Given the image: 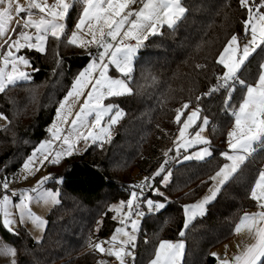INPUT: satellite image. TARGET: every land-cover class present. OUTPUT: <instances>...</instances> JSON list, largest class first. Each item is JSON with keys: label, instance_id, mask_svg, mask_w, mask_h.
<instances>
[{"label": "trees", "instance_id": "trees-1", "mask_svg": "<svg viewBox=\"0 0 264 264\" xmlns=\"http://www.w3.org/2000/svg\"><path fill=\"white\" fill-rule=\"evenodd\" d=\"M189 8L185 17L162 35L149 36L134 65L131 87L134 94L111 98L126 113L115 127L111 142L90 144L83 153L50 164L49 185L59 189V203L48 215L44 237L36 241L24 228L9 232L0 224V236L17 249V264H98L100 253L88 247V240L108 237L118 226L109 207L127 200L131 186L141 176H151L174 148L179 125L174 123L176 108L195 98L216 83L223 67L216 63L219 53L233 34L244 39L242 21L246 9L239 0H183ZM78 8L70 13L68 28L74 27ZM46 54L22 49L31 61L32 79L10 86L0 93V111L8 116L7 127L0 129V178L13 176L34 148L48 136L59 103L72 87L78 73L89 63L86 49L60 44L50 39ZM56 51L60 63H57ZM241 78L254 76L258 50ZM198 65L205 67H197ZM224 93L199 102L201 115L208 116L212 141L211 158L186 160L169 165L172 176L167 185L155 179L164 197L151 196L166 207L144 215L136 242L134 264H147L160 240L183 239L182 264H217L213 249L235 235L240 217L255 208L248 189L255 171L263 168L264 151L246 162L243 170L225 184L207 205L205 215L194 219L184 237L183 206L198 199L209 187L208 177L226 160L220 152L227 149L226 132L232 124L223 110ZM240 90L234 93L238 102ZM184 117H182L183 119ZM171 151L170 153H173ZM62 179V183L57 180ZM105 213H107L105 215ZM98 222L99 225H98ZM99 227L98 231H95Z\"/></svg>", "mask_w": 264, "mask_h": 264}, {"label": "snow or ice", "instance_id": "snow-or-ice-1", "mask_svg": "<svg viewBox=\"0 0 264 264\" xmlns=\"http://www.w3.org/2000/svg\"><path fill=\"white\" fill-rule=\"evenodd\" d=\"M134 5L139 7L133 8ZM239 5L247 12L242 21L244 42L241 44L240 37L233 34L218 55L216 63L224 71L214 77L216 83L195 98V107H190L193 101L189 100L174 110V123L180 126L174 141L176 155H180L181 149H198L184 155L183 160L203 161L213 156L212 141L202 134L210 125L208 116L201 115L203 109L199 102L202 99L223 92V110L232 119V126L226 132L227 149L220 152L227 162L208 177L212 183L209 195L183 206L185 221L184 230L179 232L180 237L185 236V230L197 216L205 215V205L214 200L225 184L243 170L246 162L264 151V57L257 61L254 76L241 78L251 59L255 58L254 54H258V50L264 51V0H239ZM77 8L79 14L76 22L69 29L70 13ZM187 12L189 8L184 6L183 0H25L23 4L20 0H0V40L3 41L0 49L7 45L6 50L0 52V93H5L10 86L19 82L32 79V74L24 70L31 67V61L24 54L18 55L22 49L46 54L50 39L56 41L58 46L62 43L82 49H96L95 55L88 53L90 62L78 73L71 89L59 103L56 120L48 129L51 139L41 141L24 160L22 170L26 175H23V179L35 175L45 162L59 164L63 158L79 153L81 140L86 146L89 141L93 144L99 141L101 148L104 143L111 142L112 127L126 113L118 104H106L105 100L134 94L130 86L132 74L145 41L149 36L162 35L160 29L164 26L174 28ZM11 34H15L16 38L13 39ZM56 58L59 64L58 51ZM110 66L118 73L117 76L109 74ZM238 88L240 98L233 103ZM0 119L8 121V116L0 112ZM67 125L70 128H66ZM194 126L198 130L191 134L189 129ZM54 141L61 142L60 150L54 149ZM164 155L167 157L168 153ZM168 163V159H165L152 176H146L140 183L132 185L126 201L121 200L109 207V211L116 214L113 219H118L121 226L107 240L93 241L89 238L90 250L114 257L116 264H130V261L134 264L139 218L145 215L141 205H146L150 212L166 207L165 203H157L147 197L145 189L164 197V193L154 186V181L156 177H161L160 183H169L172 172L167 168ZM49 179H52L51 174L18 194L10 189L8 177L0 178V189L3 190L0 194V224L15 234L13 226L16 219L12 209L16 208L21 222L31 221L37 228L43 229L47 221L34 213L30 204L41 201L59 203V192L43 187ZM59 182L62 183V179ZM248 194L261 211L245 212L234 230L237 234L246 230L253 242L246 244L231 258L211 253L219 264H264V168L255 171ZM17 196L19 203L14 204L12 198ZM129 226L131 231L127 230ZM98 230L99 227L95 229ZM184 249L183 239L175 242L160 240L148 264H182ZM16 256L15 247H0V257L7 258V264H17ZM98 264H107V261L101 260Z\"/></svg>", "mask_w": 264, "mask_h": 264}, {"label": "rangeland", "instance_id": "rangeland-1", "mask_svg": "<svg viewBox=\"0 0 264 264\" xmlns=\"http://www.w3.org/2000/svg\"><path fill=\"white\" fill-rule=\"evenodd\" d=\"M50 2H51V0H50ZM20 3H25V0H20ZM22 16H23V14H21ZM14 26V25H13ZM19 31V29L17 30V32ZM160 32H162V30H160ZM12 35V38L13 39H15L16 37H15V34H11ZM241 40V44L244 42V39H240ZM0 43H3V41L2 40H0ZM6 48H7V45H5V48L4 49H0V52H3L4 50H6ZM22 51V50H21ZM21 53H18V55H20ZM90 62V61H89ZM88 65V64H87ZM86 65V66H87ZM85 66V67H86ZM84 67V68H85ZM83 68V69H84ZM32 65H31V67H29V68H26V69H24V70H26V71H29L30 73H31V71H32ZM82 69V70H83ZM81 70V71H82ZM109 74L110 75H112V76H117L118 75V73H116L115 71H113L112 70V66H110V71H109ZM131 86V85H130ZM71 89V88H70ZM63 99H64V97H63ZM62 99V100H63ZM61 100V101H62ZM109 102H111V103H115V102H113L111 99L110 100H105V103L107 104V103H109ZM116 104V103H115ZM59 107V106H58ZM77 108H78V106H77ZM121 108V107H120ZM1 112V111H0ZM5 115V114H4ZM90 120H91V117L89 118ZM107 117H105V121H107ZM56 120V114H55V117H54V119H53V121L48 125V127H47V131H48V129L50 128V126L53 124V122ZM120 122V121H119ZM118 122V123H119ZM7 123H8V121H5V120H3V119H0V129L1 128H3L5 125H7ZM117 123V124H118ZM117 124L116 125H114L113 127H112V130H111V137L114 135V133H115V127L117 126ZM231 126H232V124H231ZM230 126V127H231ZM66 128H70V125H67V126H65ZM180 127V126H179ZM198 130V127L197 126H194L192 129H189V132L191 133V134H194L195 133V131H197ZM65 134H67V132L65 133ZM204 136H206V137H208L209 139H210V136H209V131H208V127L205 129V131L202 133ZM177 135H178V133H177ZM177 137V136H176ZM176 137H175V139H174V141L176 140ZM48 139H51V133L48 131V136L44 139V140H48ZM44 140H42V141H44ZM97 142H99V141H97ZM40 144V143H39ZM39 144L36 146V148L39 146ZM90 144H92V142L91 141H89L88 142V145L86 146L85 145V142L83 141V140H81L80 141V143H79V145H78V148L80 149V152L79 153H83L84 151H85V149L90 145ZM61 142L60 141H54V144H53V147H54V149L55 150H60V148H61ZM35 149V148H34ZM33 149V150H34ZM174 152L173 153H170V152H168V155H167V157H166V159H172V158H174V156H177L178 157V159L175 161V162H180V161H186V160H183V156L184 155H186V154H191L192 152H194V151H196V150H198L197 148H190V149H188L187 151H185L184 149H181V152H180V155H176V153H175V144H174ZM32 150V151H33ZM79 153H77V154H79ZM31 154V153H30ZM29 154V155H30ZM64 159V158H63ZM62 161V160H61ZM51 163H48V162H45V165L43 166V168L40 170V171H38V172H36L35 173V175H30V176H28V178L27 179H23L22 177H23V175H26V173H24L23 172V170H22V166L18 169V171L13 175V176H10L9 177V180H10V189L12 190V191H15L16 193H20V192H22L24 189H29V188H32V187H34L35 185H36V183H37V181H39L42 177H44V176H47V175H49V174H51V176L53 177V174L49 171V165H50ZM152 176V175H151ZM144 177H146V176H141L140 178H139V183L144 179ZM157 178V177H156ZM51 179H49L44 185H43V187L45 188V189H49V190H52V191H58L59 192V189H57V188H54V187H52V186H50L49 185V181H50ZM58 182L60 181V178L57 180ZM155 182V181H154ZM154 186L155 187H158V185H155L154 184ZM212 186V185H211ZM3 193V190L2 189H0V194H2ZM209 193V189H208V191L203 195V196H201V197H199L198 198V200L196 201V202H198V201H200V200H202L203 199V197H205L207 194ZM9 194H11V192H9ZM59 196H60V194H59ZM59 196H58V200H59ZM13 199V203L14 204H16V203H19V199H18V196L17 197H13L12 198ZM121 200H123V199H120V200H118V201H115V202H113L111 205H113V204H118L119 203V201H121ZM126 201V200H125ZM157 203H161L162 201H156ZM162 203H164V202H162ZM195 203V202H194ZM56 204H53V203H51V202H48V203H44V202H32L31 204H30V207H31V209H32V211L34 212V213H36L37 215H39V216H41L42 218H44L46 221H47V224H48V215H49V213H50V211L54 208V206H55ZM207 207V206H206ZM206 209V208H205ZM12 211H13V214H14V218L16 219V224L13 226V228H14V232L16 231V230H18V229H20L21 227H24L29 233H30V235L36 240V241H40V240H42V238L44 237V234H45V231H46V228H47V224H46V226L43 228V229H39V228H37L31 221H26V222H21L20 221V219H19V210L18 209H16V208H13L12 209ZM113 213V216H115L116 214L114 213V212H112ZM144 217V216H143ZM143 217H141V218H139V220H140V222H139V227H140V223H141V221H142V218ZM117 221H118V219H116ZM118 223H119V221H118ZM191 224V223H190ZM190 224H189V226H190ZM121 225L120 224H118V226L117 227H120ZM189 228V227H188ZM128 231H131V227L129 226V228L127 229ZM184 230V229H183ZM188 230V229H187ZM187 230H185V233L187 232ZM114 233V232H113ZM113 233L108 237V238H104V239H100V240H107V239H109L112 235H113ZM136 236H137V239H136V242H137V240H138V236H139V231L136 233ZM37 238H41V239H39V240H37ZM100 240H98V239H94L93 241H100ZM164 240H171V239H164ZM4 245H10V246H12L10 243H8L7 241H5V240H3L2 239V237L0 236V247H2V246H4ZM106 247H107V245H105ZM213 252H215V248L213 249ZM134 255H136V253H135V250H134ZM100 259H99V261H101V260H103V261H107V264H116V262L115 263H111V261H110V258L111 257H109V256H107L106 254H102V253H100ZM112 258H114V257H112ZM115 259V258H114ZM16 260H17V256H16ZM0 264H7V258H3V257H0ZM130 264H131V261H130ZM148 264V263H147Z\"/></svg>", "mask_w": 264, "mask_h": 264}, {"label": "crops", "instance_id": "crops-1", "mask_svg": "<svg viewBox=\"0 0 264 264\" xmlns=\"http://www.w3.org/2000/svg\"><path fill=\"white\" fill-rule=\"evenodd\" d=\"M136 7H139V5H134L133 6V8H136ZM18 30V29H17ZM160 30H163V27L160 29ZM46 138V137H45ZM44 138V139H45ZM43 139V140H44ZM209 158H211V157H209ZM227 162V161H226ZM225 162V163H226ZM263 168H264V165H263ZM214 175V174H213ZM211 185H212V183H210V185H209V187L206 189V191L201 195V196H203L207 191H208V189L211 187ZM207 195H209V193L207 194ZM200 196V197H201ZM198 199H196L195 201H193V202H190V203H187V204H193L194 202H196ZM157 201H159V200H157ZM213 201V200H212ZM210 203V202H209ZM208 203V204H209ZM186 204V205H187ZM207 204V205H208ZM207 205H205V208L207 209ZM257 211H261V209L257 206V204H256V206H255V208H253V209H251L250 211H248L247 213H252V212H257ZM206 212V211H205ZM140 225H141V223H140ZM139 229H140V227H139ZM113 233V232H112ZM111 233V234H112ZM110 234V235H111ZM109 235V236H110ZM108 236V237H109ZM108 237H106V238H108ZM104 239V238H103ZM178 240H180V239H175V240H171V241H178ZM184 241V240H183ZM251 242H253L252 240H251V238H250V235H249V233L246 231V230H244V231H242L241 233H239V234H237L236 232H235V235L231 238V239H229V240H227V241H225L224 243H222L221 245H219V246H217L216 248H215V253H218V254H220L221 256H224V255H227L229 258H231L232 256H234L235 254H237L246 244H248V243H251ZM184 243H185V241H184ZM239 246V247H238ZM135 250V253H136V249H134ZM184 252H185V249H184ZM129 260H130V258H129ZM110 261H111V263H115L116 261H115V259L114 258H110ZM217 264H219V262H218V260H217Z\"/></svg>", "mask_w": 264, "mask_h": 264}, {"label": "built area", "instance_id": "built-area-1", "mask_svg": "<svg viewBox=\"0 0 264 264\" xmlns=\"http://www.w3.org/2000/svg\"><path fill=\"white\" fill-rule=\"evenodd\" d=\"M178 159V157L177 156H174V158H172V159H169L168 161H169V163H168V165H167V168H169V165H171L172 163H174L176 160ZM151 192H153V191H150L149 189H145V195L147 196V197H150L151 199H153L154 201H157V199H155V198H153L152 196H151ZM141 209L145 212V215H148V214H151V213H155V212H157V211H149L148 209H147V206L146 205H141ZM159 211V210H158Z\"/></svg>", "mask_w": 264, "mask_h": 264}]
</instances>
